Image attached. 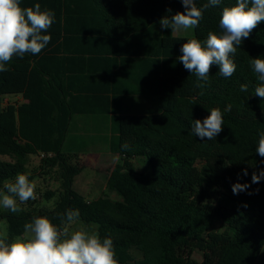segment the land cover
<instances>
[{"label":"trees","instance_id":"16d2710c","mask_svg":"<svg viewBox=\"0 0 264 264\" xmlns=\"http://www.w3.org/2000/svg\"><path fill=\"white\" fill-rule=\"evenodd\" d=\"M35 3L54 10L56 21L38 55L14 57L0 73V190L26 174L30 156L41 154V169L59 186L38 195L56 197L52 209H39L37 200L20 204L19 213L0 209L9 239L33 217L59 225L68 209H78L81 222L113 240L119 264H264V178L252 183L253 172L264 170L255 151L264 132V100L254 95L258 81L250 66L251 59L264 58V22L237 48L232 77L213 66L203 82L178 60L191 38L174 37L159 24L184 11L180 0H22L23 7ZM235 3L208 8L192 38L219 33L223 7ZM11 82H25L26 102L3 104L4 85ZM241 84H248L247 92ZM124 95L156 98L158 112L126 113ZM228 104L232 110L224 113L216 139L196 137L193 121ZM78 116L109 118L104 139L119 157L106 193L93 200L73 189L88 147L80 135L70 138ZM69 139L82 143L66 149ZM235 183L250 186L234 194ZM197 251L204 252L201 262Z\"/></svg>","mask_w":264,"mask_h":264},{"label":"clouds","instance_id":"9594fccd","mask_svg":"<svg viewBox=\"0 0 264 264\" xmlns=\"http://www.w3.org/2000/svg\"><path fill=\"white\" fill-rule=\"evenodd\" d=\"M183 12L160 19L161 29L171 33L187 32L199 27L205 11L219 6L222 0H207L197 6V0H180ZM169 12L171 9L168 10ZM54 10L41 8L40 3L23 7L22 0H0V73L14 57L38 55L51 41L45 34L55 23ZM264 22V0H236L235 5L223 7L219 18L220 32L210 31L205 40L188 39L180 47L178 60L198 81L207 82L213 66L218 74L230 78L236 72L233 57L237 48ZM250 66L256 74L254 95L264 100V58H253ZM248 84H241L240 91L247 92ZM228 104L222 111L212 107L202 121L192 123V132L201 140L214 141L223 131L224 113L230 112ZM128 143L122 145L128 149ZM264 158V132L259 134L255 149ZM247 175V172H245ZM264 178V170L253 172L252 183ZM250 185L235 183L234 194L245 191ZM0 190V206L11 213L21 211L20 204L37 199L36 183L29 176L18 173L14 181H6ZM258 191V190H257ZM251 194V193H249ZM0 264H119L113 240L102 238L95 225L80 221L78 209H68L59 225L47 216L33 217L23 226L22 234L9 239L7 232H0Z\"/></svg>","mask_w":264,"mask_h":264},{"label":"rangeland","instance_id":"374dc122","mask_svg":"<svg viewBox=\"0 0 264 264\" xmlns=\"http://www.w3.org/2000/svg\"><path fill=\"white\" fill-rule=\"evenodd\" d=\"M174 37L178 38H192L195 36V30H188L187 32H179V33H173ZM6 87V86H5ZM3 88V104L9 103V102H15L16 100H20L22 91H18V86H12L11 88H15L14 91H12L10 88ZM18 91V93H17ZM14 92V93H13ZM13 93V94H10ZM130 99H136V100H130ZM130 100V103L127 105H124V109L126 110V113L130 114H152L158 112V106H157V99L156 98H150L146 99L145 97H134V98H128ZM126 100V102L128 101ZM77 121H73L71 130L74 132L77 123H81L82 125L85 124L83 119H78ZM91 130L90 128H88ZM71 131L70 138L75 136L73 132ZM93 131V130H92ZM76 132V131H75ZM84 136L82 137V140L85 141V144L87 143L88 147H86L83 151V154L81 155L80 159L81 162L84 164L83 171L75 178L73 183V189L78 192L82 197L86 200L88 199H96L102 196L106 193L105 191V185L107 181V177L109 175L110 170L116 165V163L119 160V157L115 154H112L107 148L106 142H105V136L98 134L96 132L83 131ZM103 138V140H102ZM82 140H77L76 142L74 139H69L67 141L66 149H70L71 143H82ZM3 160H10L8 157H1ZM137 170L139 172L144 171V167L141 166L139 162H136ZM26 175L29 176L30 180L35 181L36 183V193H37V207L39 209H52L54 202L56 201V197L50 200H43L38 195L46 190H56L58 188V182L56 180V177L52 176V173L49 175H46L45 172L41 169V157L37 155L30 156V163L28 166V169L26 171ZM96 183V184H95ZM94 186H97V191L95 193H90L91 188ZM110 198L117 199V196L115 194H109ZM25 203H28L25 202ZM24 203V204H25ZM1 210H4L2 206H0ZM0 228L1 232H7L8 233V224L6 220H0ZM203 251H197L194 254V258L198 260L199 262L203 259Z\"/></svg>","mask_w":264,"mask_h":264},{"label":"crops","instance_id":"0c3cea01","mask_svg":"<svg viewBox=\"0 0 264 264\" xmlns=\"http://www.w3.org/2000/svg\"><path fill=\"white\" fill-rule=\"evenodd\" d=\"M10 85L12 86H18L17 88H19L18 91H22V95H21V98L20 100H16L15 102H9V103H24L26 102V100L23 98V92H24V88H25V82H11V83H7L4 85L5 88H10L12 91L15 90V88H11ZM17 91V93H18ZM14 93V92H13ZM13 93H10V94H13ZM134 97H140V96H132V95H124L122 97V102H123V105H127L130 103V100H136V99H130L128 100V98H134ZM2 98H3V94H2ZM146 98V97H145ZM147 99V98H146ZM126 100H128L126 102ZM8 103L4 104V105H7ZM78 119H83V121L85 122V124H79L77 123L78 122ZM108 119L107 117H97V116H78V117H75V121H77L76 123L78 124L75 128V133L74 135H80V136H84L83 134V131L85 130L86 133H88V131H91L92 132H96L98 134H103L104 136H107L109 134V130H108ZM88 128H90L91 130H89ZM93 130V131H92ZM102 135V136H103ZM107 145V144H106ZM108 147V145H107ZM109 150V147L107 148ZM96 184V183H95ZM97 186H94L93 188H91L90 190V193H95L97 191ZM106 191V189H105ZM97 199V198H96ZM88 200H93V199H88Z\"/></svg>","mask_w":264,"mask_h":264},{"label":"built area","instance_id":"2783aa9c","mask_svg":"<svg viewBox=\"0 0 264 264\" xmlns=\"http://www.w3.org/2000/svg\"><path fill=\"white\" fill-rule=\"evenodd\" d=\"M45 156V154H41V157H44Z\"/></svg>","mask_w":264,"mask_h":264}]
</instances>
